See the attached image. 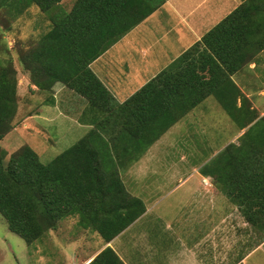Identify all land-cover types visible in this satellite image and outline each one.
Wrapping results in <instances>:
<instances>
[{"label":"trees","instance_id":"obj_1","mask_svg":"<svg viewBox=\"0 0 264 264\" xmlns=\"http://www.w3.org/2000/svg\"><path fill=\"white\" fill-rule=\"evenodd\" d=\"M62 1L0 0V9L7 8L9 14L16 10L13 17L7 13L10 21L35 6L51 26L37 40L16 46L31 84L44 92L64 84L96 113L119 114L114 118L119 131L138 139L150 136L146 146L214 96L241 130L249 128L241 137L245 144L237 148L231 144L225 150L235 148L239 160H213V169L207 164L203 172L224 184L245 220L264 232V117L258 119L251 100L232 78L264 50V0H243L202 42L121 106L90 64L167 0H77L69 13L63 12ZM14 65L11 58L0 59V143L16 129L20 97ZM124 110L128 112L122 115ZM124 116L131 118L126 122ZM98 132L93 129L47 164L29 145L10 156L0 145V214L28 245L42 242L74 215L80 217L81 227L110 242L145 212L143 201L127 191L118 167L104 171L109 163L98 157L93 141ZM125 197L129 206L118 207ZM94 204L103 206L97 209L104 214L117 215L105 220L92 217L93 211H100ZM90 264L125 262L107 247Z\"/></svg>","mask_w":264,"mask_h":264},{"label":"crops","instance_id":"obj_2","mask_svg":"<svg viewBox=\"0 0 264 264\" xmlns=\"http://www.w3.org/2000/svg\"><path fill=\"white\" fill-rule=\"evenodd\" d=\"M76 2L63 0V12H71ZM242 3L243 0H167L93 60L90 68L121 106L185 52L202 42L207 33ZM50 27L46 18L36 28L45 32ZM263 55L264 50L249 67L232 77L248 97L254 96L249 91L254 84L251 77L264 68ZM27 76L30 79V74ZM29 88L33 93L38 90L30 82ZM48 103L53 112L63 104L72 105L67 116L75 117L73 129L82 135L79 140L98 128L93 141L99 149L98 157L109 163L104 171L113 172L117 166L127 191L142 200L146 210L110 242H105L97 232L81 227L78 215L66 218L42 241L41 264H90L107 247H111L125 264H264V232L253 228L236 211L226 214L227 206L232 203L227 201L224 189L210 183L212 177L204 174V164L193 167L187 174H179L177 165L170 166V176L176 183L170 188L151 178L158 176L159 165L165 166L161 161L172 156H176L175 160L188 159L186 155L178 158L177 154L157 153L155 146L190 112L153 145L146 146L150 136L138 139L119 131L122 128L114 120L120 117L119 114L96 113L83 97L62 83L55 84L49 92ZM73 111L74 114H69ZM126 112L128 110L122 115ZM46 116L48 121L50 116L47 113ZM130 118L124 116L123 120L127 122ZM237 137L231 141L236 148L241 145L237 143ZM79 140L77 138L75 144ZM230 157L240 159L233 152L224 160ZM163 180L166 181V177ZM189 182L194 183L177 193ZM158 190L164 193L155 194ZM119 201L118 207L131 203L127 197ZM94 206L100 211H93L92 217L96 215L105 220L117 215L104 214L102 209H97L100 204ZM183 207L191 208L188 214L182 215Z\"/></svg>","mask_w":264,"mask_h":264},{"label":"rangeland","instance_id":"obj_3","mask_svg":"<svg viewBox=\"0 0 264 264\" xmlns=\"http://www.w3.org/2000/svg\"><path fill=\"white\" fill-rule=\"evenodd\" d=\"M7 13V8L0 9V59L11 58L14 60V66L18 71L20 102L15 120V127L18 131L6 136L0 145L7 150L9 156L22 145H29L40 155L41 161L47 164L58 154L73 146L77 138L79 140L82 135L79 136L76 129H73L75 117H72L73 115L67 116L68 112L72 110V105L63 104L62 107L55 109L56 112L49 109V92L41 90H36L38 93L31 92L29 88L31 80L27 79V73L20 65L16 51L17 44L26 45L27 42L40 38L43 31L36 27L42 25L46 18L35 6L12 21L8 19ZM15 13L16 10L13 9L12 13L8 14L13 17ZM245 75L249 74L245 72ZM251 79L254 80V84L249 91L254 96L249 97V100H251L253 108L256 109L255 113L259 116L258 119H260L264 117V68H261L256 76L251 77ZM45 112L50 116L48 121ZM69 114H74V111ZM262 124L264 125V122ZM248 128L241 130L240 126L232 120L214 96L207 98L175 125L155 146L157 153L177 154L178 158L181 157L180 155H186L188 159L185 161L175 160L176 156H172L166 161H161V164L163 163L165 166L158 164L160 172L158 176L151 178L160 180L162 185H167L170 188L176 184L174 178L170 176V166L177 165L175 168L178 173L180 172L179 174H187L193 167H200L203 164L202 168L210 164L213 169L215 165L213 160H223L235 152V148H232L228 153L225 151L229 145L235 146L234 142H231L235 136H238L237 143H246V140L241 137ZM239 132H241L240 135ZM208 173L210 174V171ZM165 177L166 181L163 180ZM192 183L194 182H189L187 187L184 186L177 193H182ZM210 183L218 189L226 191L225 185L217 182L213 177ZM163 193L164 191L158 190L155 194ZM226 199L232 203L227 206L226 214L236 211L237 214L243 216L238 202L233 197L227 196V192ZM168 201L170 200L166 202ZM190 209V207L181 208L184 210L182 215L188 214ZM41 247L42 242L28 245L25 240L13 233L5 218L0 214V264H41L43 263L41 262Z\"/></svg>","mask_w":264,"mask_h":264}]
</instances>
